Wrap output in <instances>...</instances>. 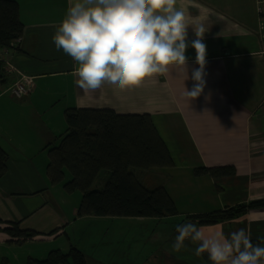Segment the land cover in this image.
Returning a JSON list of instances; mask_svg holds the SVG:
<instances>
[{"label":"crops","instance_id":"1","mask_svg":"<svg viewBox=\"0 0 264 264\" xmlns=\"http://www.w3.org/2000/svg\"><path fill=\"white\" fill-rule=\"evenodd\" d=\"M13 1L19 6L23 31L9 58L0 62V147L7 154L6 173L0 179V264H20L19 256L21 264H27L29 259H45L51 251L67 254L70 249L84 254L88 264H207L195 255L197 245L190 241L179 252L162 248L144 253L135 230L150 219L77 217L78 200L75 208L67 210L68 196L62 190L57 195L49 186L47 151L65 133L67 109L148 115L173 160L169 169L181 171V178L191 175L189 203L179 209L161 182L148 172L140 176L149 189L164 186L174 201L178 214L163 219L174 227L189 221L197 224L186 216L264 200V33L258 34L254 0H177L189 23H203L209 29L204 37L206 86L194 100L184 95V84L191 90L193 81H185L186 76L175 71L107 96L80 89L73 75L75 62L57 50L52 39L68 0ZM195 38L190 27L189 42ZM186 56L190 77L198 68L195 50L189 47ZM20 75L30 77L32 85L27 95L17 99L9 89ZM216 167L231 168L233 174L211 179L192 173L196 168ZM186 185L180 182V187ZM12 224L35 236L12 238L4 231ZM197 227L205 235L216 231L228 235L244 228L252 242L260 244L264 208ZM26 245L30 246L20 250Z\"/></svg>","mask_w":264,"mask_h":264},{"label":"clouds","instance_id":"2","mask_svg":"<svg viewBox=\"0 0 264 264\" xmlns=\"http://www.w3.org/2000/svg\"><path fill=\"white\" fill-rule=\"evenodd\" d=\"M65 17L52 39L57 50L75 62L76 85L101 95L139 88L154 76L170 71L191 79L184 95L198 98L206 86L207 45L203 23L191 24L177 0H68ZM192 28L195 39L188 40ZM195 50L198 68L188 75L187 49ZM172 244L176 252L196 244L195 255L207 253L212 264H264V239L254 244L241 228L225 235H205L194 222L176 226Z\"/></svg>","mask_w":264,"mask_h":264},{"label":"trees","instance_id":"3","mask_svg":"<svg viewBox=\"0 0 264 264\" xmlns=\"http://www.w3.org/2000/svg\"><path fill=\"white\" fill-rule=\"evenodd\" d=\"M22 31L17 2L0 0V48L9 47ZM64 121L65 133L47 151L46 175L53 186L63 182L65 173L69 174L70 180L63 188L81 194L77 217L162 219L178 214L165 187L149 189L132 172L173 167L171 155L150 116L119 115L110 109L71 108L64 111ZM6 162L7 154L0 147V179L6 173ZM102 171L109 173L108 178L101 189H92ZM192 173L195 177L218 179L233 174V169L196 168ZM261 208L264 200L190 215L186 219L203 226L213 225ZM4 231L21 240L35 236L34 232L20 230L17 224ZM202 258L212 264L207 253ZM27 264H88V259L76 249H70L67 254L55 250L45 259H29Z\"/></svg>","mask_w":264,"mask_h":264},{"label":"rangeland","instance_id":"4","mask_svg":"<svg viewBox=\"0 0 264 264\" xmlns=\"http://www.w3.org/2000/svg\"><path fill=\"white\" fill-rule=\"evenodd\" d=\"M132 172L135 173V175L139 177V179L141 175L148 172L146 174H149V176L153 177L156 181L161 182L169 190L171 197L177 201L178 209L181 207H186L187 204L189 203L190 197L188 196L192 192V189L190 186H188V182L191 179L190 177L191 175L188 174L181 178V174L178 173L181 171H177L175 169L174 170L154 169V170H149V171L133 170ZM108 176H109V173L107 171H102L98 175L97 179L95 180L91 188L96 189V190L101 189L106 179L108 178ZM69 180H70L69 174L65 173L63 182L54 184L52 187H54V191H56L57 195H58V190H62L63 193L66 196H68L70 201L67 202V210H72L73 208H75L73 207L75 200H76V203L80 201L79 199H81V194L79 191H73L69 193L63 188V184ZM180 182L183 185H186L185 183H187V185L184 187H180ZM200 182L198 181L199 186H201ZM205 187H206L205 183H202L201 188H205ZM77 205L79 206V203ZM65 210L66 209H64V211ZM145 220H148V219H145ZM168 220L169 219L162 218V219H155L156 222H152L150 219L149 221H146L147 225H143L135 230V232H139L140 239H142V241H140V244H142L144 253H147V252L152 253L154 250L156 249L162 250V248L172 252V244L176 236V234H174L176 227H174L171 221H168ZM146 237L147 238L154 237L158 240L156 243H154L152 240L147 241ZM164 240H166L167 242L164 243ZM27 246H30V245H26L22 247L20 250L26 249ZM21 260H22V257L20 256L17 257V261H18L17 263H19L20 261V264H21Z\"/></svg>","mask_w":264,"mask_h":264},{"label":"built area","instance_id":"5","mask_svg":"<svg viewBox=\"0 0 264 264\" xmlns=\"http://www.w3.org/2000/svg\"><path fill=\"white\" fill-rule=\"evenodd\" d=\"M254 5L257 15L258 34L262 35L264 33V0H254ZM19 42L20 38H17L9 47L0 48V62H4L5 59L9 58L11 50L15 48ZM31 85L32 82L30 77L20 75L10 87L9 93L13 97L21 99L28 94Z\"/></svg>","mask_w":264,"mask_h":264}]
</instances>
